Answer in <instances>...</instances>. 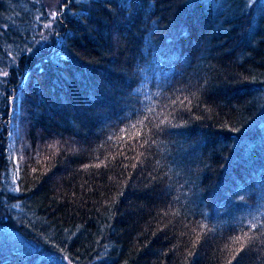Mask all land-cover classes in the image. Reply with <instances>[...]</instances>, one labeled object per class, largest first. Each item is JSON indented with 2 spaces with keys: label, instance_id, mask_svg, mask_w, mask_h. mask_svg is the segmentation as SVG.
Wrapping results in <instances>:
<instances>
[{
  "label": "trees",
  "instance_id": "16d2710c",
  "mask_svg": "<svg viewBox=\"0 0 264 264\" xmlns=\"http://www.w3.org/2000/svg\"><path fill=\"white\" fill-rule=\"evenodd\" d=\"M0 69V264H264V0H0Z\"/></svg>",
  "mask_w": 264,
  "mask_h": 264
},
{
  "label": "snow or ice",
  "instance_id": "6c2138e0",
  "mask_svg": "<svg viewBox=\"0 0 264 264\" xmlns=\"http://www.w3.org/2000/svg\"><path fill=\"white\" fill-rule=\"evenodd\" d=\"M50 15L54 18V17H56L57 15H59V13L53 12V13H51ZM38 19H39V17H38ZM43 27H44V28H49V27H51V22L44 24ZM28 51L31 52L32 49L29 48ZM7 75H8L7 71H4L3 69H0V76H7ZM174 103H175V102H174ZM181 103H183V101H181ZM163 123H165V120H161V121H160V124H163ZM157 127H159V125H157ZM137 135H139V133H137ZM145 143H147V141H145ZM97 166H99V165H97ZM16 191H19V189H16ZM252 227H256V226H255V225H252ZM247 236H248V234H247V233H244L243 236H237V237H234V238H233V242H240V249L242 250L243 247L245 246V245H244V238L247 237ZM249 239H251V238L249 237ZM64 259H67V257H64ZM229 264H231V261H229Z\"/></svg>",
  "mask_w": 264,
  "mask_h": 264
}]
</instances>
